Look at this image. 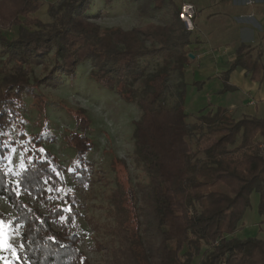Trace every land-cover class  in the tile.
Returning a JSON list of instances; mask_svg holds the SVG:
<instances>
[{
	"label": "trees",
	"instance_id": "trees-1",
	"mask_svg": "<svg viewBox=\"0 0 264 264\" xmlns=\"http://www.w3.org/2000/svg\"><path fill=\"white\" fill-rule=\"evenodd\" d=\"M92 1L51 4L53 21L46 23L34 15L42 0H0V23L19 26L15 39L0 32V50L7 54L3 66L14 61L19 71L15 79L0 82V196L11 203L17 214L14 222L22 228L23 248L14 264H92L78 247L79 199L67 188L66 167L44 147L42 134L28 133L19 119L23 94L30 90L25 74L33 64L45 62L52 51L54 65L43 81L54 82L61 73L74 76L76 68L89 60L90 75L97 83L142 111L135 122V144L150 172V191L144 206L137 205L132 184L125 191L114 264H191L203 253L199 264H264V238L233 236L255 193L264 222V117H237L218 105L189 122L188 84L182 83L178 103H166L171 73L185 72L191 53L187 47L193 43L180 9H175L171 23L124 29L92 20L87 14ZM113 1L105 0L106 4ZM166 1L154 0L155 6L161 8ZM254 49L245 44L238 48L229 68L221 73L224 86L218 93L238 89L229 82L237 67L260 79L263 53L258 50L254 57ZM147 56L162 58L163 67L146 74L139 65ZM204 83L193 84L202 88ZM75 117L83 130L89 128L82 110ZM9 125L24 140L20 147L25 166L17 176L19 183L2 167L17 144L8 133ZM68 139L82 165L75 172L82 176L93 144L77 131ZM20 189L37 204L23 200Z\"/></svg>",
	"mask_w": 264,
	"mask_h": 264
},
{
	"label": "rangeland",
	"instance_id": "rangeland-1",
	"mask_svg": "<svg viewBox=\"0 0 264 264\" xmlns=\"http://www.w3.org/2000/svg\"><path fill=\"white\" fill-rule=\"evenodd\" d=\"M59 1L61 0H42L34 15L43 22H52L49 9L51 4ZM183 2L167 0L161 8H157L154 0H115L110 4H106L105 0H93L87 14L103 26L132 29L148 23L173 22L175 9L179 8L181 11ZM254 3L255 0L250 4ZM197 20L199 27L192 30L193 43L187 47L191 52L189 65L184 73L176 70L171 73L166 92V103L175 105L180 100L182 83L188 84L185 105L191 114L189 122H193L197 114L207 112L213 104H228L231 101L230 95L214 91V83L207 86L204 83L202 88L193 84L194 81H205L203 70L219 71L228 62V58L234 56L231 55L233 50L218 45L229 41L228 35L225 38L218 36L214 43H209L207 30L204 25H200L205 24V18L199 15ZM182 22L190 30L183 19ZM0 32L15 39L19 36V26L0 23ZM6 58L7 54L0 50V82H6L8 78L15 79L19 72L14 61L3 66ZM53 65L52 51L45 62L33 64L26 72L30 90L23 94L19 119L25 123L28 133L42 134L44 147L51 150L66 167L64 177L67 188L79 199L81 215L76 219V228L81 236L79 249L92 264H114L115 250L120 243L116 226L124 210L125 191L130 184L134 186L138 206L145 205L144 196L150 191V172L137 154L135 144V122L141 118L142 111L136 103L126 102L117 91L97 83L90 75L93 65L89 60L76 68L74 76L61 73V77L54 82L43 81ZM163 65L162 58L147 56L141 59L139 66L146 74H150L157 72ZM135 87L138 90L143 89L139 84H135ZM233 98L236 100L234 95ZM77 110H82L90 121L87 130H83L77 123ZM75 131L84 133L93 144L90 152L86 154L88 163L85 165L86 173L82 176L75 172L82 165L76 159L77 150L68 139ZM8 133L17 144L11 148L2 167L12 176L14 182H18L17 176L25 166L24 151L20 147L24 140L18 137L13 125H9ZM19 193L26 202L37 204L26 191L20 189ZM254 198L252 195L251 206L233 236L264 238V222H261L262 217L258 211L259 201ZM39 206L44 209L43 204ZM0 211L4 214L0 220L11 224L16 230L12 240L16 252L0 250V264H14L18 252L23 248L20 247L23 245L21 224L14 222L16 211L2 196ZM145 237L146 233H142V238ZM208 249V246L204 247V250ZM204 256L205 253L193 258L191 264H199Z\"/></svg>",
	"mask_w": 264,
	"mask_h": 264
},
{
	"label": "crops",
	"instance_id": "crops-1",
	"mask_svg": "<svg viewBox=\"0 0 264 264\" xmlns=\"http://www.w3.org/2000/svg\"><path fill=\"white\" fill-rule=\"evenodd\" d=\"M192 3L197 9L196 27H199L198 16L205 18L204 25L207 40L214 43L218 36H229L219 47L233 50V57L221 70H203L205 85L214 83V91L223 88L221 73L229 68L230 62L236 57L238 48L242 45L253 46V56L258 50H262V63L264 65V0H183ZM240 16H243L240 18ZM239 19V20H238ZM227 38V37H226ZM229 42V43H228ZM211 70V71H209ZM229 82L238 87L236 91H227L224 95H230L228 104H213L211 108L218 105L226 106L238 117L244 115L264 117V68L259 80L252 79L251 74L243 67H237L230 73ZM233 95L236 97L233 98ZM232 98V99H231ZM255 200L259 201V195L253 194Z\"/></svg>",
	"mask_w": 264,
	"mask_h": 264
},
{
	"label": "snow or ice",
	"instance_id": "snow-or-ice-1",
	"mask_svg": "<svg viewBox=\"0 0 264 264\" xmlns=\"http://www.w3.org/2000/svg\"><path fill=\"white\" fill-rule=\"evenodd\" d=\"M69 211H71L70 207ZM15 231L16 230L14 226L11 224H5L3 220H0V250H8L13 253L16 252V246L12 243V240L15 236ZM20 247H23V245H20Z\"/></svg>",
	"mask_w": 264,
	"mask_h": 264
},
{
	"label": "built area",
	"instance_id": "built-area-1",
	"mask_svg": "<svg viewBox=\"0 0 264 264\" xmlns=\"http://www.w3.org/2000/svg\"><path fill=\"white\" fill-rule=\"evenodd\" d=\"M196 16V7L190 2L184 1L181 6V17L190 30H194L196 28Z\"/></svg>",
	"mask_w": 264,
	"mask_h": 264
}]
</instances>
